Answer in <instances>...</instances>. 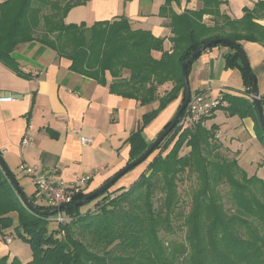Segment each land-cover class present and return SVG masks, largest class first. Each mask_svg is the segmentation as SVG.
Listing matches in <instances>:
<instances>
[{
  "label": "trees",
  "instance_id": "obj_1",
  "mask_svg": "<svg viewBox=\"0 0 264 264\" xmlns=\"http://www.w3.org/2000/svg\"><path fill=\"white\" fill-rule=\"evenodd\" d=\"M86 1L0 2V61L22 74L11 53L18 44L36 40L69 59L70 69L76 73L100 82H105L109 73L112 86L122 95L141 103L157 99L158 106L143 115L141 124L127 139L130 161L153 142L144 141V126L180 95L176 112L181 106V65L193 51L209 40L222 38L240 48V40L264 45V25L257 22L264 20V0L244 8L240 19L222 13L221 0H199L200 8L179 13L172 4L180 0H164L159 14L170 19L172 50L163 52L159 59L151 51L161 50L163 40L147 30L132 29L124 16L89 26L84 22L65 23L68 10ZM206 14L211 16L212 24L204 21ZM216 45L228 47L225 66L241 71L250 93L252 71L245 70L233 45L219 41L206 49ZM198 56L188 61L187 73ZM168 80L173 82L172 88L157 97V86ZM223 99L227 105L221 108L228 115L252 116L256 136L264 146V130L253 99L226 94ZM214 129L215 125L207 128L199 123L181 130L175 126L153 150L158 152L133 183L110 191L115 182L82 204L77 202L87 193H74L61 209L71 220L65 224L54 220L52 227L49 218L56 215L54 208L36 203L15 178L34 207L28 208L0 167V235L12 225L10 213L17 212L15 232L29 243L32 252L27 264H264V180L247 175L236 158L219 155ZM183 147L189 149L180 153ZM164 150L167 152L162 154ZM185 181L192 184L187 193L188 211H184L186 202L179 191L180 183ZM93 200L91 209L80 211L81 205ZM179 231H183L181 239L176 237ZM0 264L19 263L6 262L2 257Z\"/></svg>",
  "mask_w": 264,
  "mask_h": 264
},
{
  "label": "crops",
  "instance_id": "obj_2",
  "mask_svg": "<svg viewBox=\"0 0 264 264\" xmlns=\"http://www.w3.org/2000/svg\"><path fill=\"white\" fill-rule=\"evenodd\" d=\"M221 1L222 13L240 19L244 8H252L257 0ZM163 3L164 0H87L71 7L63 20L89 26L95 21L124 16L132 29L147 30L163 40L161 50L151 51L159 59L163 52L172 50L170 19L159 14ZM172 7L179 13L198 9L201 2L180 0ZM203 19L212 24L210 15H204ZM257 22L264 25V20ZM239 44L254 74L264 113V45L248 40H240ZM228 50L227 46H213L203 50L191 63L188 69L191 93L204 91L212 97L226 94L252 99L241 71L225 66L224 55ZM11 56L22 74L0 61V152L23 190L36 203L45 204V197L21 169L22 165H35L41 172L56 169V179L67 183L90 175L82 186V191L88 193L130 161L127 139L141 124L143 115L158 106L157 99L141 103L122 95L112 86L109 73L105 82L76 73L70 69L69 59L36 40L18 44ZM123 76H128L127 70ZM172 86L171 80L158 85L156 96H162ZM8 95L12 96L11 100L1 99ZM179 103L178 97L144 126L142 136L146 143L174 116ZM212 125H215L217 144L231 153L238 164L240 157H246L251 163L264 165V146L256 136L252 116L228 115L220 108L205 121V127ZM82 136L91 138L92 142L82 145ZM7 237L11 238L12 234H4L5 240ZM4 244L0 241V252L8 246Z\"/></svg>",
  "mask_w": 264,
  "mask_h": 264
},
{
  "label": "built area",
  "instance_id": "obj_3",
  "mask_svg": "<svg viewBox=\"0 0 264 264\" xmlns=\"http://www.w3.org/2000/svg\"><path fill=\"white\" fill-rule=\"evenodd\" d=\"M1 99L11 100L12 96L8 95L1 97ZM225 105L227 103L222 94L212 97L204 91L193 92L183 112L179 115L176 126L181 130L191 128L198 123L205 125L206 118ZM80 142L82 145H86L91 143L92 139L82 136ZM21 169L31 178L37 191L45 197L46 204L53 208L70 202L72 195L81 191L82 186L91 177L90 175H84L71 183H67L61 179H56V169L41 172L35 165H22ZM54 220L60 224H65L71 220V217L61 212L60 209L57 211ZM9 239L10 237H7L6 241Z\"/></svg>",
  "mask_w": 264,
  "mask_h": 264
},
{
  "label": "rangeland",
  "instance_id": "obj_4",
  "mask_svg": "<svg viewBox=\"0 0 264 264\" xmlns=\"http://www.w3.org/2000/svg\"><path fill=\"white\" fill-rule=\"evenodd\" d=\"M181 99H182V96L180 95L179 96V102L181 101ZM219 111H221V110H219ZM218 114L221 115L222 112H219ZM170 133L171 132H169L168 135ZM155 139H156V137H154V138L149 137L148 141H152V140L154 141ZM214 140L216 141L215 138H214ZM170 146H171V144L169 145V147ZM188 149L189 148L183 147L181 149L180 153H185V152H187ZM167 150H164L162 152V154H165L167 152ZM157 152H158V150H155L153 153H151V155L148 157V159L144 160L143 162L134 166L132 169L127 171L125 174H123L116 181V183L110 188V191L116 190L120 187H128L131 183H133L139 177V175L143 172V170L146 168L148 161ZM241 152L242 151H240V153ZM218 153L220 156H222L223 158H226V159L234 157L231 153L224 151V148H221V147L218 148ZM239 160H240L239 161L240 166L245 170L247 175H256L257 177H260L264 180V165L258 166L257 164H255V162L251 163L249 158H246V157H240ZM262 160H264V157H262ZM262 162H264V161H262ZM190 185H192L190 181H185L183 183H180V185H179V191H180L181 198L183 199V201L186 202V205L184 207V211H188V208H189L188 204H189L190 194H187V193L189 192ZM224 201H225V206L229 207L230 203L227 202L226 199ZM93 202H94V200L81 205L80 211L85 212L86 210L91 209L93 207ZM10 215L12 217V225H11V227L6 228L3 232V234L11 233L12 237L8 241H6L4 238V235H0V241L5 243L4 245L8 244V246L4 247L3 251L0 252V258L4 257V260L6 262H11L13 260H16L19 264H27L32 258V252H31L30 245L25 239L18 236L15 232V227L18 224L17 212H12V213H10ZM54 219H55V215H53L49 218V220H50L49 226L50 227L55 226ZM176 237L181 239L183 237V231L177 232ZM11 241H12V244L10 245L9 243Z\"/></svg>",
  "mask_w": 264,
  "mask_h": 264
},
{
  "label": "water",
  "instance_id": "obj_5",
  "mask_svg": "<svg viewBox=\"0 0 264 264\" xmlns=\"http://www.w3.org/2000/svg\"><path fill=\"white\" fill-rule=\"evenodd\" d=\"M219 41L233 45L234 48L236 49L240 59H241L243 67L245 68V70L247 72L251 73L249 63L246 59V56H245L243 50L238 46V44H235L230 39H227V38L213 39V40H209V41L203 43L202 45H200L195 51H193L189 55V57L186 60H184L182 62L181 70H182V79H183V83H184L183 102H182L181 106L179 107L178 111L176 112V114L174 115V117L172 118L170 124L156 137V139L151 143V145L139 157L128 162L124 167L119 169L114 175H112L110 178L105 180L100 186H98L94 190L88 192L85 195V197H83L80 201L77 202V204H82L84 201L93 199L94 197L100 195L105 190L109 189L113 185V183H115L123 174H125L127 171L132 169L134 166L140 164L141 162H143L145 159H147L149 157V155L153 152V150L156 148V146H158L159 143L176 126L181 110H183L186 107V105L190 99L191 91H190V87H189L188 73H187L188 61L190 59L198 56L207 47L214 45V44L218 43ZM250 94H251V97H252L253 102H254L256 113L258 116V120L260 122L261 127L264 130V113H263V109H262L260 99H259L258 94H257L256 82H255V77L253 74H251ZM0 167L3 170V172L5 173V175L8 177L9 181L15 187L16 191L20 194L21 199L23 200L24 204L28 208L34 209V207L30 204V202L22 194L14 175L12 174L10 169L7 167V165H6L1 154H0ZM66 205H67V203L62 204V205L54 208V212H57L58 210L63 209Z\"/></svg>",
  "mask_w": 264,
  "mask_h": 264
}]
</instances>
